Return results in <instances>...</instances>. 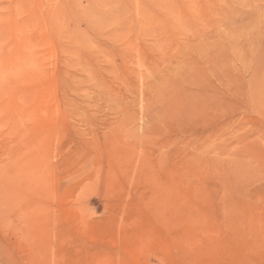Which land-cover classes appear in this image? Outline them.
<instances>
[{
    "label": "rangeland",
    "instance_id": "1",
    "mask_svg": "<svg viewBox=\"0 0 264 264\" xmlns=\"http://www.w3.org/2000/svg\"><path fill=\"white\" fill-rule=\"evenodd\" d=\"M0 264H264V0H0Z\"/></svg>",
    "mask_w": 264,
    "mask_h": 264
}]
</instances>
